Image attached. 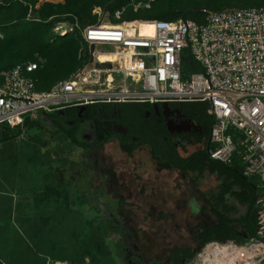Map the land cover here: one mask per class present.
I'll list each match as a JSON object with an SVG mask.
<instances>
[{"label": "built area", "instance_id": "1", "mask_svg": "<svg viewBox=\"0 0 264 264\" xmlns=\"http://www.w3.org/2000/svg\"><path fill=\"white\" fill-rule=\"evenodd\" d=\"M154 1L123 0L107 10L118 27L57 22L58 37L76 32L82 50L94 51H78L85 65L48 91L36 89L35 63L0 74V125L24 132L26 118L38 112L89 105L205 103L212 118L208 157L225 165L238 158L244 176L258 181L257 234L244 247L264 259V8L203 9L202 25L124 20L127 11L150 10ZM132 22L140 25L131 35Z\"/></svg>", "mask_w": 264, "mask_h": 264}, {"label": "rangeland", "instance_id": "2", "mask_svg": "<svg viewBox=\"0 0 264 264\" xmlns=\"http://www.w3.org/2000/svg\"><path fill=\"white\" fill-rule=\"evenodd\" d=\"M113 1L108 0L107 3ZM44 2L63 3L62 0L38 1L41 4ZM207 2L208 0L198 2L196 0H173V6H171L174 8L205 6L209 3ZM210 2V7L218 10L264 7V0ZM154 3H157V7H154L156 9L153 12L166 10L170 5L168 0H155ZM105 6L93 8L91 14L96 20L95 23L103 21L112 23V16ZM130 12L134 13L132 10ZM35 16L36 14L30 11L28 17L32 19ZM64 17L67 19L68 16L63 15L60 18L63 20L61 22H71L65 21ZM49 37L51 41L62 38L53 32H50ZM78 51H94V49L84 46L82 50L79 40ZM81 60L82 68L87 60ZM30 120L33 121L35 118H30ZM42 120L38 126L26 129L13 141L0 144V179H3L4 190L9 193L16 190L20 195L17 203H21L22 206L30 200L32 204L36 203L38 206L45 202L48 205L47 207H3L2 210L0 209V217L3 215L4 218L9 217L10 219L16 215H23L27 219L23 239L18 236L13 227L7 226L11 239L17 242L13 245L14 248L26 253V258H23L22 262L31 264H149L156 257L165 259L166 251L174 245H179V242L175 239L168 242L164 238L158 240L153 232V236L146 235V230L149 234L151 230L155 231L153 215L148 220L149 227L146 229L142 226L144 218L147 217L145 215L149 213L148 207H143V215L129 210L130 215L118 211V216H115L106 208L102 198L103 194L113 200H118L121 196L127 198V184L130 177L135 174L145 179L147 176L152 177L161 173L162 187L168 188L174 182L173 172L163 165L156 164L147 151L127 158L114 142L105 144L103 150L97 146L83 148L74 146L66 136L58 133L56 128L49 124L48 119L42 118ZM196 149L198 148H189L186 155ZM81 178L84 182L78 187L77 181ZM188 179L183 180L180 176L173 183L174 187L180 190L187 186L190 188L187 181L192 180ZM46 185H50L60 194L55 191L49 195L46 192ZM216 186V178L207 176L203 182L199 183L198 188L207 191ZM64 188L68 190L67 198L63 194ZM139 188H141L140 184H137L136 189ZM86 190H89V193ZM186 190L189 191L188 188ZM41 191L43 193L40 194ZM46 194L51 196L49 203H47L48 198H45ZM135 202L139 206L142 204L139 200ZM166 207H164L165 211ZM197 219L195 217V221ZM123 236L124 239H122ZM245 243V241L242 243L227 241L219 244L244 247ZM206 245L197 247L195 256L187 260L185 264L193 262ZM30 253H34L33 258H27ZM258 255L256 260L264 264L263 256Z\"/></svg>", "mask_w": 264, "mask_h": 264}, {"label": "trees", "instance_id": "3", "mask_svg": "<svg viewBox=\"0 0 264 264\" xmlns=\"http://www.w3.org/2000/svg\"><path fill=\"white\" fill-rule=\"evenodd\" d=\"M38 1L0 0V74L7 73L19 64L35 63L37 64V71L35 73L37 79L36 89L38 91H48L55 83L68 78L81 67L82 61L78 58L79 36L77 33L51 41L49 36L55 24L63 21L60 19L63 15L68 16L67 19L64 17L65 21L73 22L77 20L80 26L94 24L96 20L91 14L94 7H104L106 5L105 9L114 10L120 7L123 0H114L112 3H107L108 0H62L63 3L44 2L38 8H35ZM172 1L168 0V3H170L168 9L158 12H153L156 9L154 7H157V3L152 5L151 11L141 10L138 13H131L129 11L124 16V20L174 21L181 18L202 25L205 22L203 9L214 12L225 10L210 7V1L224 3L225 0H208L209 3L207 2L208 4L205 6L194 5L186 8H174L172 7ZM196 1L198 2L199 0ZM215 6L219 7L217 4ZM30 11L36 14L32 19L28 17ZM181 105L183 106V112L189 114L198 123L204 124L205 127L209 126L210 130L212 118L207 114V105L205 103L192 102L181 103ZM89 106L95 107L96 105ZM144 106L150 105L144 104ZM71 109L73 108L66 110L72 112ZM42 118L50 120L58 128V133L66 136L74 146L82 147L84 145V143L77 139L73 131L70 132V130L61 126V116L58 111L52 113L38 112L37 120L33 121L29 117L26 118V129L38 126L43 121ZM21 134H23L21 129H10L6 125H0V144L13 141L21 136ZM142 143L150 146L148 141H143ZM207 143L208 140L202 147H197L198 149L189 155H186L185 151L175 148L172 144L162 149L161 147L156 148L152 144L149 147V154L154 161L162 163L161 165L170 169L173 173L178 172L185 175H193L190 177H192L191 180L195 182L196 187L199 185L198 181L206 173L224 178L223 185L217 187L218 192H212L211 196L206 200L207 206L202 207L201 213L199 212L200 215L196 217L198 218L197 221H195V218L192 219L190 217L188 207H184L182 203L177 209L166 207V211L164 207H146L149 213L145 215L147 217L144 218L142 226L147 229L149 227L147 224L148 220L153 215L152 219L155 231L151 230L150 235L153 236V232L158 240L164 238L168 242L171 239H175L179 242V245L172 246L175 249L171 258L172 262L175 261V256L182 252V248L189 247L193 241L197 242L199 246L211 242L225 243L227 241H234L235 243H242L256 237L257 234L256 201L261 195L258 181L244 176L243 164L238 158H234L229 165L211 160L207 154ZM100 147L103 150L105 143L101 144ZM117 147L127 158H132L135 154L142 153L137 150V145L126 146L125 142L122 141L119 142ZM131 177L139 183L142 181L137 175ZM232 186L239 187L243 192L249 191L251 194L250 212L240 220V224L247 234V239L237 238L234 227L225 218L226 215L235 210L234 207L226 206L223 202V192H226ZM55 191L50 185L46 186V192L49 195ZM86 192L89 193V190H86ZM57 194L60 193L57 192ZM63 194L67 198L68 190L64 188ZM202 197L205 198V195H202ZM105 201L108 206L106 208L115 216H118V211L128 215L130 213L129 210L132 212L137 211L141 215L144 214L143 207H125L126 201L123 196L118 200H113L109 196H106ZM218 203L222 204L220 210L216 209V204ZM122 239H124V236ZM194 256L195 249H191L186 252L185 257L186 260H190ZM0 264L4 263L0 261Z\"/></svg>", "mask_w": 264, "mask_h": 264}, {"label": "flooded vegetation", "instance_id": "4", "mask_svg": "<svg viewBox=\"0 0 264 264\" xmlns=\"http://www.w3.org/2000/svg\"><path fill=\"white\" fill-rule=\"evenodd\" d=\"M182 107L181 104L169 103L167 107H163L162 103L155 104V106L154 104L144 106V103L99 104L95 107L85 106L82 110L73 108L71 109L72 112L64 109L62 110V114H60V123L65 129L70 130V132L73 131L77 139L84 143L82 148L100 147L101 144L110 142H114L118 145L119 142L122 141L125 142L126 146H132L133 144L137 145V150L140 152H149L151 144L156 148L161 147V149L172 144L175 148L186 152L191 147H202L208 140L207 138L210 130L209 126L205 127L204 124L198 123L191 118L189 114L183 112ZM49 124L54 126L50 120ZM168 126H170L175 134L169 132ZM54 128L58 130L56 126H54ZM178 130H185L186 132L178 134L176 133ZM143 141H148L150 146L142 143ZM151 159L153 160L152 157ZM154 162L156 164L158 163L156 161ZM158 164L161 165L162 163ZM173 174L175 176L174 182L180 176L183 180L188 177L191 179L192 177L190 176H193L191 174L185 175L178 172ZM207 176L213 175H208L206 173V175L198 181V184L203 182ZM139 177L142 179L141 183L133 180V177L129 179L126 189L127 198L124 197L126 201L125 207H180V203L182 202L184 207H188L192 219L200 215L202 207L207 206L206 200L211 196L212 192L217 193V187L223 185L224 182L223 177L216 175L214 177L217 180V186L207 189V191H202L200 187L198 188L199 185L197 187L195 186L194 181H187L191 186L190 188L187 186L189 189L188 191L186 187L182 190L176 189L173 184L174 182L171 186L169 185L168 188H163L161 173H157L152 177L147 176L145 179L141 176ZM83 182L82 178L79 179V181H77V186H82ZM137 184H140L141 188L136 189ZM81 189L83 188L81 187ZM167 191H169V193H167ZM202 195H205V198H203ZM105 198L106 196L103 194L102 202L104 205H106ZM137 200L142 202L140 206L136 204L135 201ZM223 202L226 206L228 205L235 208V210L229 215H226L225 218L230 221L231 225L234 227L235 236L237 238H243L245 230L243 228L244 232L242 231L241 228L243 226L240 224V220L246 217V214L250 212V192H243L239 187L232 186L229 190L223 192ZM242 206L245 207V209H241L240 207ZM221 207V203L216 204L217 210H220ZM228 216L231 217L228 218ZM146 235L151 236L147 230ZM197 247H199L197 242H191L189 247L182 248V252L175 256L174 262L171 261V258L175 249L171 247L166 251L165 259L156 257L149 264H185L187 261L185 257L186 252L191 249L194 250ZM144 249L147 251L146 248ZM162 249L164 250L163 247Z\"/></svg>", "mask_w": 264, "mask_h": 264}, {"label": "crops", "instance_id": "5", "mask_svg": "<svg viewBox=\"0 0 264 264\" xmlns=\"http://www.w3.org/2000/svg\"><path fill=\"white\" fill-rule=\"evenodd\" d=\"M2 180L0 179V209L1 210L3 207H47L48 206L46 202L45 204L40 206H38L36 203L32 204L31 200L28 201V203L25 206H22L21 203L18 204L17 202L20 200V195L16 192V190L11 193L6 192V190H4L3 188ZM39 193L41 194L43 192L41 191ZM45 198L48 200L47 203H49V200H51V196H47L46 194ZM26 220L27 219L23 217V215L22 216L16 215L14 218H10V219L9 217L4 218L3 215L0 217V261H2L4 264H31V263L22 262V259L26 258L25 257L26 253L22 252L21 250L18 251V249L14 248L13 245L17 242L11 239V233L8 231V227H7V226L13 227L16 233L18 234V236L23 239L25 237L24 226L25 223L27 222ZM33 256L34 253H30L29 257L27 258H33Z\"/></svg>", "mask_w": 264, "mask_h": 264}, {"label": "bare ground", "instance_id": "6", "mask_svg": "<svg viewBox=\"0 0 264 264\" xmlns=\"http://www.w3.org/2000/svg\"><path fill=\"white\" fill-rule=\"evenodd\" d=\"M123 24H113L110 22H103L104 27H118ZM140 25L139 23L132 22L129 24L131 29L128 30L129 34L134 33V27ZM112 57L100 56L101 60L111 59ZM247 250L245 247H238L234 245H223L217 242L207 244L198 257L190 264H260L256 258L261 254L259 250ZM218 260V262H217Z\"/></svg>", "mask_w": 264, "mask_h": 264}, {"label": "water", "instance_id": "7", "mask_svg": "<svg viewBox=\"0 0 264 264\" xmlns=\"http://www.w3.org/2000/svg\"><path fill=\"white\" fill-rule=\"evenodd\" d=\"M163 104V107H167L168 106V103H162ZM154 106H155V104H154ZM85 107H80L79 108V110H82V109H84ZM59 112V114H62V110L61 111H58ZM188 124H190V123H188ZM168 128H169V132L171 133V134H175V132H173L172 130H171V128H170V126H168ZM186 131L185 130H182V131H180V130H178L176 133H178V134H181V133H185ZM237 205H238V203H237ZM241 209H245V207H240ZM240 215V214H239ZM239 215H238V217H239ZM231 216H228V218H230ZM242 229V231H243V227L241 228ZM244 232V231H243ZM243 238L244 239H247V234L244 232L243 233Z\"/></svg>", "mask_w": 264, "mask_h": 264}]
</instances>
